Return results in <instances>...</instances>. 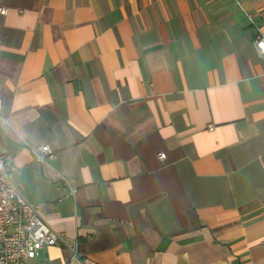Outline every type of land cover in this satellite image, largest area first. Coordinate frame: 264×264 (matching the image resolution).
<instances>
[{
	"label": "crops",
	"instance_id": "1",
	"mask_svg": "<svg viewBox=\"0 0 264 264\" xmlns=\"http://www.w3.org/2000/svg\"><path fill=\"white\" fill-rule=\"evenodd\" d=\"M0 6V153L77 243L26 264H264V0Z\"/></svg>",
	"mask_w": 264,
	"mask_h": 264
},
{
	"label": "built area",
	"instance_id": "2",
	"mask_svg": "<svg viewBox=\"0 0 264 264\" xmlns=\"http://www.w3.org/2000/svg\"><path fill=\"white\" fill-rule=\"evenodd\" d=\"M6 11L0 6V14ZM246 16L254 29L253 46L257 55L264 59V20L254 21L249 13ZM34 153L41 162L54 155L49 145L36 148ZM158 157L162 160L165 154ZM16 171L17 168L0 153V264H26L41 249L57 243L75 253L76 241L52 229L40 216L37 205L26 200L19 185L12 183L11 177Z\"/></svg>",
	"mask_w": 264,
	"mask_h": 264
}]
</instances>
